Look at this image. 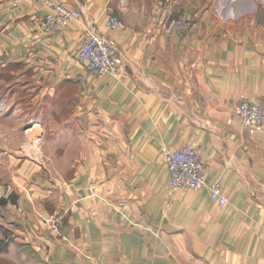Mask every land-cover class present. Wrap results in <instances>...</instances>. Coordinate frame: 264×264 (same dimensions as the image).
Here are the masks:
<instances>
[{
  "label": "crops",
  "instance_id": "crops-1",
  "mask_svg": "<svg viewBox=\"0 0 264 264\" xmlns=\"http://www.w3.org/2000/svg\"><path fill=\"white\" fill-rule=\"evenodd\" d=\"M53 1L83 18L46 33V5L0 0V264H264V131L234 112L264 107V0ZM91 28L119 75L80 62ZM187 145L226 205L169 192L165 153Z\"/></svg>",
  "mask_w": 264,
  "mask_h": 264
},
{
  "label": "built area",
  "instance_id": "built-area-1",
  "mask_svg": "<svg viewBox=\"0 0 264 264\" xmlns=\"http://www.w3.org/2000/svg\"><path fill=\"white\" fill-rule=\"evenodd\" d=\"M29 1L43 3L48 7L49 11L43 22L46 33H54L61 27L83 18L81 10L70 9L53 0ZM106 27L110 30L124 27V21L117 15H111L106 22ZM174 27L183 31L188 27V23L181 19L169 20L167 28L173 29ZM79 60L86 70L97 76L107 73L119 75L123 66V59L118 49L98 34L94 28L89 29L81 45ZM234 112L250 133L264 131V107L260 103L244 97L237 103ZM165 161L169 172L167 186L171 194L208 187L213 201L221 206L227 204L228 199L222 194L221 185L219 183L208 185L206 182L205 164L194 146L187 145L180 149L168 150L165 153ZM62 223V216L52 215L50 217V228L53 232L57 233Z\"/></svg>",
  "mask_w": 264,
  "mask_h": 264
},
{
  "label": "rangeland",
  "instance_id": "rangeland-1",
  "mask_svg": "<svg viewBox=\"0 0 264 264\" xmlns=\"http://www.w3.org/2000/svg\"><path fill=\"white\" fill-rule=\"evenodd\" d=\"M11 126H7V125H3L0 127V129L2 131H6L8 128H10ZM10 146L8 145L6 142H2L0 143V146ZM13 146H17V144L13 143ZM0 147V148H1ZM2 149V148H1ZM22 149L23 151L28 155V157H31V156H37L39 157L38 159L39 160H45L47 165H49L50 163V160L47 159L44 155L41 156V150L40 148L38 147V144H35L34 142H31V141H28V142H25L22 146ZM37 149V150H35ZM35 150L36 154L32 155V151ZM4 158H7V157H4ZM1 155H0V191H2L3 189V186L7 185V182L10 180V177L7 173V168L4 169V165L2 164V161H4V164L6 165V162H5V159H4ZM9 160V158H8Z\"/></svg>",
  "mask_w": 264,
  "mask_h": 264
},
{
  "label": "bare ground",
  "instance_id": "bare-ground-1",
  "mask_svg": "<svg viewBox=\"0 0 264 264\" xmlns=\"http://www.w3.org/2000/svg\"><path fill=\"white\" fill-rule=\"evenodd\" d=\"M35 150H37V149H35Z\"/></svg>",
  "mask_w": 264,
  "mask_h": 264
}]
</instances>
